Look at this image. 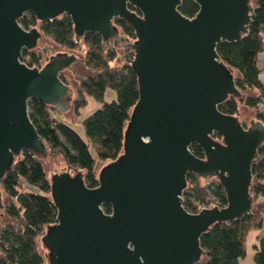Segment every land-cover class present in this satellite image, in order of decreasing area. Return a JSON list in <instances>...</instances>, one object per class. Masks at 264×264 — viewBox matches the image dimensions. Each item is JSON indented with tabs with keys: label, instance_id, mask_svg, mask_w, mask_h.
Returning <instances> with one entry per match:
<instances>
[{
	"label": "water",
	"instance_id": "obj_1",
	"mask_svg": "<svg viewBox=\"0 0 264 264\" xmlns=\"http://www.w3.org/2000/svg\"><path fill=\"white\" fill-rule=\"evenodd\" d=\"M192 1L198 10L188 17L178 10L181 0H0V181L24 150L42 165L57 209L56 222L35 238L44 264L205 262L200 236L214 223L226 226L254 209L251 169L264 144V123L243 104L237 105L239 116L219 110L230 96L242 103L252 92L239 91L234 78L239 72L219 59L216 47L248 33L255 3ZM26 12L37 24L69 15L74 42L81 45L83 34L97 33L104 52L114 47L121 53L118 62L126 58L124 45L132 48L127 62L136 75L138 100L123 122V152L95 165L94 188L85 185L84 169L59 162L58 172L51 171L27 105L36 98L71 116L78 84L70 67L82 74L92 71L76 61L79 52L42 38L37 26L23 28L18 20ZM115 18L133 29L131 43L118 41L125 35ZM23 48L41 52L43 65L24 64ZM48 49L53 55L47 56ZM61 72L71 84L61 81ZM192 144L203 158L190 151ZM187 173L199 176L201 185L217 180L226 205L187 211L182 204L183 190L191 187ZM7 200L0 187L3 221L10 220L3 212ZM103 204L110 205V213Z\"/></svg>",
	"mask_w": 264,
	"mask_h": 264
},
{
	"label": "trees",
	"instance_id": "obj_2",
	"mask_svg": "<svg viewBox=\"0 0 264 264\" xmlns=\"http://www.w3.org/2000/svg\"><path fill=\"white\" fill-rule=\"evenodd\" d=\"M254 3V16L248 33L237 41L220 42L216 50L220 60L239 72V76L234 77L239 91L252 92L244 95L242 103L255 108L256 118L264 123V84L259 79L261 70L257 64V56L264 50V0H254ZM178 10L183 15L192 17L197 12L198 5L192 0H181ZM18 21L25 29L38 25L43 35L54 43L67 50L82 53L83 65L93 72L92 75L77 76V97L73 103L74 121L80 108L86 104V97L102 99L107 88L116 93L115 99L102 103L83 119L85 138L68 122L58 117L57 108L47 106L36 98L27 102L29 119L43 139L47 152L61 155L67 164L84 169L85 185L94 188L98 185L95 163L105 159L114 161L123 152V122L129 121L128 111L138 100L136 75L127 62L133 56L132 48L126 44V50L131 51V54L125 53L122 65H112L118 56L116 49L106 47L104 52L101 37L94 32L83 34L81 45L74 42L73 23L67 14H63L60 19L42 20L37 24L36 17L31 12H26ZM116 22L129 37L135 38L133 29L126 22ZM40 59L41 55L34 51L25 48L21 51V61L28 67L35 64L41 66ZM59 77L64 82L61 75ZM237 105L234 97L230 96L218 108L225 114L237 116ZM189 148L196 157L203 158L202 150L195 144ZM20 155L22 160L14 162L12 169L5 172L0 181V187L11 198L8 205H4V212L10 220L0 229V264H44L42 256L38 254L35 238L44 231L43 228L48 223L56 222L57 209L50 201L51 186L45 179L42 165L27 150ZM258 155L260 158L253 163L251 169L254 182L251 183L250 193L254 209L226 226L214 223L204 232L199 242L208 259L196 264H239V259L245 256L246 236L250 231L260 228L262 223L263 209L259 198L264 196V144L258 148ZM199 178L194 173H187L186 182L191 187H185L182 192L183 207L195 213L199 205H209L211 200L225 206L227 201L221 185L214 181L201 186ZM102 208L107 213L111 212L109 204H103ZM252 249L255 264H264V235L252 244Z\"/></svg>",
	"mask_w": 264,
	"mask_h": 264
},
{
	"label": "rangeland",
	"instance_id": "obj_3",
	"mask_svg": "<svg viewBox=\"0 0 264 264\" xmlns=\"http://www.w3.org/2000/svg\"><path fill=\"white\" fill-rule=\"evenodd\" d=\"M37 27H38V25H37ZM42 38H46V39H48V40H50V41H52L51 39H49V38H47V37H45L44 35H42ZM130 39H133L132 37H129L126 41L127 42H131L130 41ZM53 42V41H52ZM38 45H42V42H39V40H38ZM54 43V42H53ZM56 44V43H55ZM60 48H63V47H61L60 46ZM52 50H53V52H55V49L54 48H52ZM31 51H33V50H31ZM117 51V50H116ZM125 51V53H129V55L131 54V51H127L126 49L124 50ZM35 52V51H34ZM53 52H51V50L50 49H48L47 50V56L48 55H50V54H53ZM74 52H77V51H74ZM36 53V52H35ZM37 53L38 54H40L41 55V59L40 60H42V54H41V52H39V51H37ZM80 53V52H79ZM117 53H118V56H121V53L119 52V51H117ZM81 54V56H82V53H80ZM259 56H258V61H257V64H258V66L261 68V69H263L264 70V50L263 51H261L259 54H258ZM132 56V55H131ZM77 61H79V62H82L81 61V57H78V59H77ZM41 63V66L43 65L42 64V62H40ZM124 63V57H120V61L118 62L116 59L111 63L112 65H122ZM86 68V67H85ZM74 73H73V79L77 82V76L78 75H86V76H88V74H82V73H79V72H77V70L72 66V69H71ZM61 74V77L64 79V81L69 85V84H71V79L70 78H67L65 75H64V73L63 72H61L60 73ZM93 74V72L90 74V75H92ZM235 76H237V75H235ZM74 92L76 93V87H74ZM115 97H116V93H115V91L113 90V89H111V88H107L105 91H104V94H103V97H102V99H96L95 97H93V96H88V97H86L87 99V102H86V104L83 106V107H81L80 108V110H79V114L76 116V119H75V121H74V110H73V103H74V100L76 99V98H74L73 100H72V110H71V113H72V115L71 116H65L63 113H61V111H58V117L59 118H61V119H63V120H65L66 122H68V124H70L83 138H85V133H84V129H83V125H82V121H83V119L84 118H86L89 114H91L94 110H96L97 108H99L100 106H101V104L102 103H104V102H110L111 100H113V99H115ZM240 104H243L244 105V103H238V105H240ZM245 106V105H244ZM248 107V106H247ZM250 108H252V107H250ZM253 109V117L255 118V119H257L256 118V112H257V110L255 109V108H252ZM240 115V113H239V111H238V114H237V116H239ZM93 151V150H92ZM93 154H94V151H93ZM48 158H47V160L49 161V165H50V168H51V171H54V172H58V170H57V166H58V164H59V162H61V163H65V160H64V158L61 156V155H51V154H48ZM100 161H96V163H95V165L97 164V163H99ZM102 162H105V161H102ZM96 171V170H95ZM96 173H97V171H96ZM214 181H216V180H212L211 182H214ZM199 183H200V178H199ZM206 183H204L203 185H201V186H204ZM9 200H7V202H8ZM211 201H214V200H211ZM4 205H6V204H4ZM3 212H4V209H3ZM5 213V212H4ZM0 222L2 223V225L5 223V222H8V221H3L2 219H1V217H0ZM1 225V226H2ZM1 226H0V229H1ZM257 231H259L260 232V230H258V229H255V230H252V231H250L249 232V234H248V237H247V241H246V245H247V247H246V252L249 254L250 252H252L253 251V249H252V245H251V239H252V237H254L255 236V234L257 233ZM44 232V231H43ZM42 232V233H43ZM41 233V234H42ZM40 234V235H41Z\"/></svg>",
	"mask_w": 264,
	"mask_h": 264
},
{
	"label": "crops",
	"instance_id": "obj_4",
	"mask_svg": "<svg viewBox=\"0 0 264 264\" xmlns=\"http://www.w3.org/2000/svg\"><path fill=\"white\" fill-rule=\"evenodd\" d=\"M258 56H257V61H258ZM260 70H261V73L259 74V79L264 84V70L261 69V68H260ZM259 201L262 203V209H263V213H262V223H261L260 228H258V230H260V232L257 231V233L255 234V236L252 237V239H251V245L253 243H255L259 237H261V236L264 235V196H261L259 198ZM247 237H248V235L246 236V241H247ZM246 241H245V244H246ZM246 247H247V245H246ZM239 264H255V262H254V256H253V251L250 252L249 254L246 252L245 256L243 258H240L239 259Z\"/></svg>",
	"mask_w": 264,
	"mask_h": 264
},
{
	"label": "flooded vegetation",
	"instance_id": "obj_5",
	"mask_svg": "<svg viewBox=\"0 0 264 264\" xmlns=\"http://www.w3.org/2000/svg\"><path fill=\"white\" fill-rule=\"evenodd\" d=\"M129 8H131V10H133L134 12H136V13H139L138 11H137V9L136 8H134V7H132V6H129ZM117 20H121V19H118V18H115V19H113V23L117 26V27H119L120 28V30L122 31V33L125 35L123 38L122 37H120L119 38V42H121V43H125V42H127L126 40L129 38V36L126 34V32L124 31V29L116 22ZM38 30L40 31V29H39V27H38ZM134 32V31H133ZM42 33V32H41ZM42 35H43V33H42ZM135 35V34H134ZM133 39H135V38H133ZM39 40V39H38ZM127 43H131V42H127ZM114 48V47H113ZM127 48V46L126 45H124V50ZM51 55H53V54H51ZM78 58V57H77ZM77 61V60H76ZM70 69H72V66L70 67ZM61 75V74H60ZM63 79V78H62ZM64 80V79H63ZM62 81V80H61ZM63 82V81H62ZM64 83H66L65 81H64ZM67 84V83H66ZM68 85V84H67ZM258 120V119H257ZM213 138L215 139V138H217L218 140H220V136L218 135H214L213 136ZM217 181V180H216ZM211 182V181H210ZM218 182V181H217Z\"/></svg>",
	"mask_w": 264,
	"mask_h": 264
},
{
	"label": "built area",
	"instance_id": "obj_6",
	"mask_svg": "<svg viewBox=\"0 0 264 264\" xmlns=\"http://www.w3.org/2000/svg\"><path fill=\"white\" fill-rule=\"evenodd\" d=\"M263 41H264V40H263ZM34 67H41V66H38V65L35 64ZM207 183H209V182H207ZM211 204H213L214 206H219V207H220V205L218 204L217 201H212ZM198 207H201V208H207V207H209V205L201 204V205H199ZM197 212H198V211H197Z\"/></svg>",
	"mask_w": 264,
	"mask_h": 264
}]
</instances>
